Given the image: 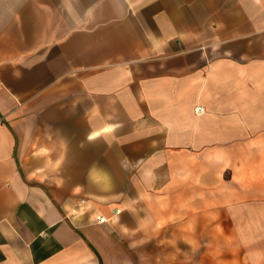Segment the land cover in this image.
Wrapping results in <instances>:
<instances>
[{
  "label": "crops",
  "instance_id": "1",
  "mask_svg": "<svg viewBox=\"0 0 264 264\" xmlns=\"http://www.w3.org/2000/svg\"><path fill=\"white\" fill-rule=\"evenodd\" d=\"M173 1L0 17V264H264V0Z\"/></svg>",
  "mask_w": 264,
  "mask_h": 264
},
{
  "label": "rangeland",
  "instance_id": "2",
  "mask_svg": "<svg viewBox=\"0 0 264 264\" xmlns=\"http://www.w3.org/2000/svg\"><path fill=\"white\" fill-rule=\"evenodd\" d=\"M166 1H168L167 5L165 4ZM153 2H155L154 9L157 17L162 15L165 8L173 11L180 9L179 5H174L173 0H0V17H44L45 19L53 17H90V13L97 9L100 10L94 14L95 17H146L148 5ZM99 4H101V8ZM91 6L98 7H92L91 9ZM47 25L48 22L46 21L44 24L45 39ZM2 27L3 23H0V28ZM100 56L93 55L97 58ZM44 57L45 59L49 57L50 61L57 58L56 55L52 56L51 54H45Z\"/></svg>",
  "mask_w": 264,
  "mask_h": 264
},
{
  "label": "built area",
  "instance_id": "3",
  "mask_svg": "<svg viewBox=\"0 0 264 264\" xmlns=\"http://www.w3.org/2000/svg\"><path fill=\"white\" fill-rule=\"evenodd\" d=\"M195 111L199 115V114L204 113L205 109L202 106H198ZM105 221H106V219L104 217H101L100 220H99L100 223H104Z\"/></svg>",
  "mask_w": 264,
  "mask_h": 264
},
{
  "label": "bare ground",
  "instance_id": "4",
  "mask_svg": "<svg viewBox=\"0 0 264 264\" xmlns=\"http://www.w3.org/2000/svg\"><path fill=\"white\" fill-rule=\"evenodd\" d=\"M106 129H109V128H106Z\"/></svg>",
  "mask_w": 264,
  "mask_h": 264
}]
</instances>
